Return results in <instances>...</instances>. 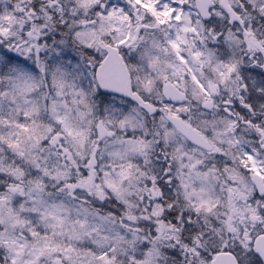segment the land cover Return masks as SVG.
<instances>
[{"label": "snow or ice", "instance_id": "6c2138e0", "mask_svg": "<svg viewBox=\"0 0 264 264\" xmlns=\"http://www.w3.org/2000/svg\"><path fill=\"white\" fill-rule=\"evenodd\" d=\"M0 264H264V0H0Z\"/></svg>", "mask_w": 264, "mask_h": 264}]
</instances>
